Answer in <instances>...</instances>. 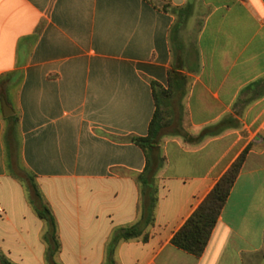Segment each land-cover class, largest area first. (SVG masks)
I'll use <instances>...</instances> for the list:
<instances>
[{
    "label": "crops",
    "instance_id": "crops-1",
    "mask_svg": "<svg viewBox=\"0 0 264 264\" xmlns=\"http://www.w3.org/2000/svg\"><path fill=\"white\" fill-rule=\"evenodd\" d=\"M153 83L174 91L190 139L162 137L155 222L117 245L116 264H264V0H0V247L13 263L50 261L47 223L9 167L7 118L17 167L56 218L55 262L105 264L115 230L141 217L147 158L131 138L148 135ZM246 150L205 253L177 248Z\"/></svg>",
    "mask_w": 264,
    "mask_h": 264
},
{
    "label": "trees",
    "instance_id": "trees-1",
    "mask_svg": "<svg viewBox=\"0 0 264 264\" xmlns=\"http://www.w3.org/2000/svg\"><path fill=\"white\" fill-rule=\"evenodd\" d=\"M187 9L188 7L180 10L175 9L173 12L182 17L183 12ZM152 85L156 110L149 126L148 135L131 138L132 142L145 152L147 158L145 170L137 177L141 188V217L136 224L119 227L115 230L107 245L105 264H116L114 259L115 249L121 241H129L140 237H143L145 241L148 240V234L145 232L155 222V210L158 203L157 174L164 166L165 161L160 147L162 137L168 133H174V135L182 136L186 140L190 139V134L186 132L184 126V113L175 112L168 103L174 98V91L172 89L165 90L156 83ZM7 120L9 122L5 138L7 159L9 167L13 170L15 161L17 163L20 161L19 117L13 115L7 118ZM169 129L172 130L168 131ZM204 135H206V130L201 134V136ZM247 155L248 150L243 152L230 169L220 178L197 210L174 235L172 239L173 245L197 258L205 253L213 231L243 169ZM23 172L25 173L24 176H20L16 171L14 175L27 185L31 204L39 218L47 223L48 227L43 239L48 245L47 259L53 261L61 249L56 218L49 204L45 201L35 176L25 170ZM0 264H15L3 253L1 247Z\"/></svg>",
    "mask_w": 264,
    "mask_h": 264
},
{
    "label": "water",
    "instance_id": "water-1",
    "mask_svg": "<svg viewBox=\"0 0 264 264\" xmlns=\"http://www.w3.org/2000/svg\"><path fill=\"white\" fill-rule=\"evenodd\" d=\"M2 104H3V112H4V115H5L6 117H9V116H11V115L14 114L13 109H12L11 106L7 103V101H6L5 99H3ZM52 264H56V263L52 262Z\"/></svg>",
    "mask_w": 264,
    "mask_h": 264
},
{
    "label": "rangeland",
    "instance_id": "rangeland-1",
    "mask_svg": "<svg viewBox=\"0 0 264 264\" xmlns=\"http://www.w3.org/2000/svg\"><path fill=\"white\" fill-rule=\"evenodd\" d=\"M2 94H3V92H2ZM177 113H180L179 111L177 112ZM176 126H177V124H176ZM175 126V127H176ZM172 129H169L168 131H171ZM18 164L19 163H17L16 161H15V167L17 168V171H18V174L20 175V176H24L25 175V173L22 171V170H24L23 168L22 169H20V167H19V169H18ZM20 165V164H19ZM56 260H53V261H50L49 262V264H52V262H54V263H56V264H58L57 262H55Z\"/></svg>",
    "mask_w": 264,
    "mask_h": 264
},
{
    "label": "built area",
    "instance_id": "built-area-1",
    "mask_svg": "<svg viewBox=\"0 0 264 264\" xmlns=\"http://www.w3.org/2000/svg\"><path fill=\"white\" fill-rule=\"evenodd\" d=\"M0 211H2V209L0 208Z\"/></svg>",
    "mask_w": 264,
    "mask_h": 264
}]
</instances>
